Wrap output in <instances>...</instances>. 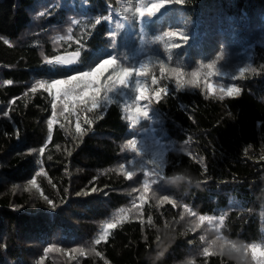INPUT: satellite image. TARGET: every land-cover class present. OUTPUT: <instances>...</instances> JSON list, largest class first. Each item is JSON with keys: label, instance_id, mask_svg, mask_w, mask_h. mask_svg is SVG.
Listing matches in <instances>:
<instances>
[{"label": "trees", "instance_id": "obj_1", "mask_svg": "<svg viewBox=\"0 0 264 264\" xmlns=\"http://www.w3.org/2000/svg\"><path fill=\"white\" fill-rule=\"evenodd\" d=\"M137 6L139 0H0V264H256L250 251L230 250L228 242L264 244V0H184L148 25L133 16ZM130 22L145 33L128 30ZM177 29L191 38L171 49L169 60L165 41L183 42L163 34ZM80 45L86 50L79 64L45 63ZM113 52L127 66L147 60L157 76L161 59L190 73L225 53L218 62L223 80L242 92L206 98L161 80L169 94L153 103L155 129L167 143L159 170L152 156L123 147L132 137L118 103L90 113L81 106L78 117L58 103L48 141L52 99L31 87ZM241 66L244 78L231 81ZM144 179L157 183L141 206ZM200 215L214 219L201 223ZM119 216L96 244L101 227Z\"/></svg>", "mask_w": 264, "mask_h": 264}, {"label": "snow or ice", "instance_id": "obj_2", "mask_svg": "<svg viewBox=\"0 0 264 264\" xmlns=\"http://www.w3.org/2000/svg\"><path fill=\"white\" fill-rule=\"evenodd\" d=\"M184 0H150L149 3H145L144 0H139V6L135 7L133 13L134 17H138V20L142 25H148L152 22L153 18L157 17L161 10L167 11L173 5H183ZM132 6L124 8L122 11L127 13ZM43 15V13H40ZM101 23V19L95 21L96 25ZM123 27V25H118ZM71 32V29H69ZM113 37L116 33H111ZM164 37L170 40H179L183 43H169L165 41V49L168 51V59H171V49H178L186 45L190 36L184 34L183 31L170 30L164 32ZM63 38V37H62ZM72 37L69 36L68 39ZM162 37H157V40ZM8 43V41H5ZM77 44H80L77 41ZM112 48H116V42L113 41ZM84 45H80L77 49L71 53L64 55H56L54 57H45V63L51 66L70 67L80 63V57L82 55L81 49ZM86 50V48H84ZM43 55V53H41ZM225 59V53L217 56L216 60L207 64H202L199 68L192 70L190 73L186 72L183 67H168L163 59L159 60V76L155 75L150 69V64L147 60L141 61L138 64L127 66L120 62L118 56L113 52L111 54H105L95 62L93 66L86 70H76L70 75L63 76L62 78L54 79H40L31 87L30 91L36 93L38 90L48 93L52 99L51 118L47 121L48 136L47 140H52L53 126L57 122V108L58 103L62 105V113L72 112L77 114V109L83 107L86 112H93L94 110L104 109L106 106H110L114 103H122L124 112L127 113L126 119L130 121V128L140 124L142 120H148L149 118H155L158 116L156 109L153 107V103L158 104L164 95L169 94V88L167 84L161 85V80L172 79L174 80L175 89L177 91L184 89H200L207 97H215L220 100L228 98H237L240 96L242 89L233 82H224L223 77L225 73L218 66V62ZM248 69L244 66L238 68L239 76L232 75L231 81H235L238 78H244ZM255 69H253L254 71ZM150 77V84L148 79ZM220 78V79H217ZM11 83V81H8ZM152 86H155L154 88ZM122 98V99H121ZM14 102V101H13ZM71 104V107H70ZM5 115H8L5 113ZM84 123L90 124L91 121L85 117ZM75 131L79 135H84L85 130L82 128L79 118L75 124ZM138 141L135 138L128 139L124 148H130L137 156L140 152L137 151ZM45 148L41 147L39 152L41 155L44 153ZM71 155V153H69ZM51 159V157H49ZM120 167L123 169L124 164ZM141 167H143L141 165ZM43 172V168L40 170ZM151 173L145 171L144 176L149 177ZM126 176L131 180L134 176L133 171H127ZM182 179L183 177H177ZM30 183L35 186L36 180L32 179ZM143 193L139 199L141 206L145 203L144 193H147L152 185L157 183L156 180H143ZM95 191V188L92 189ZM43 195V193H41ZM47 200L48 198L45 197ZM163 202L174 203L170 200L168 195L161 197ZM51 205L52 201L48 200ZM175 206V205H174ZM185 211L190 215L196 216L197 214L191 210L187 205L184 206ZM123 212V210H121ZM124 217L119 216L112 222H108L103 227L102 235L95 241L96 244H100L102 240H106L109 235V231L115 229ZM199 221L203 223L205 220L211 222L214 217L200 215ZM221 225L223 224L224 217L220 218ZM199 226V225H197ZM203 239V238H202ZM221 239V237H217ZM215 244V241L212 242ZM230 250L236 252L243 251L247 254L251 252V258L256 261V264H264V244L261 243H237L228 242ZM45 253L49 251L46 248ZM75 251V250H73ZM83 252V250H81ZM203 253L205 256L212 255L208 248H204Z\"/></svg>", "mask_w": 264, "mask_h": 264}, {"label": "rangeland", "instance_id": "obj_3", "mask_svg": "<svg viewBox=\"0 0 264 264\" xmlns=\"http://www.w3.org/2000/svg\"><path fill=\"white\" fill-rule=\"evenodd\" d=\"M132 12L133 11L131 10V8L129 9L127 13L122 12L121 14L122 20L124 21L128 20L129 19L128 16ZM133 29H134V32L139 31L141 34L145 33V30H143L140 24L137 25L135 23L130 22L128 30L132 31ZM64 54L66 53H61L58 55H64ZM118 58L120 62L123 63L122 58L121 57H118ZM98 60L95 62H98ZM95 62H93L91 65L85 66L83 69H81V71L86 70L87 68L93 66ZM139 62L141 61H138L137 63H134V64H138ZM148 83L150 84V79ZM118 104H120L122 111H123V115L126 119L127 113L124 112L122 103L118 102ZM127 122L130 128V121L127 120ZM155 122H156V117L149 118L148 120H142L140 124L130 128V134L132 138H135L138 141L137 151H139L140 154H146V155L152 156L157 161L156 168L159 170V169H162L165 163L167 143H166V140H164V136L158 135V132L155 129ZM104 225L99 230L96 239H99V237L102 235ZM213 226H215V224H213Z\"/></svg>", "mask_w": 264, "mask_h": 264}, {"label": "bare ground", "instance_id": "obj_4", "mask_svg": "<svg viewBox=\"0 0 264 264\" xmlns=\"http://www.w3.org/2000/svg\"><path fill=\"white\" fill-rule=\"evenodd\" d=\"M146 29V28H145Z\"/></svg>", "mask_w": 264, "mask_h": 264}]
</instances>
